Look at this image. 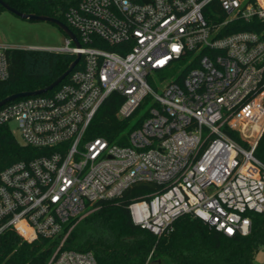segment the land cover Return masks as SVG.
<instances>
[{
	"label": "built area",
	"instance_id": "built-area-1",
	"mask_svg": "<svg viewBox=\"0 0 264 264\" xmlns=\"http://www.w3.org/2000/svg\"><path fill=\"white\" fill-rule=\"evenodd\" d=\"M65 18L80 45L65 34L46 49L80 54L73 71L47 93L0 107V124L14 123L37 150L0 170V253L13 232L20 244L49 240L47 264H98L93 252L69 247L75 225L137 182L160 187L128 205L132 222L154 235L184 214L228 237L249 235L251 214L264 213L255 154L264 133V3L78 0ZM13 48L22 47L0 43V80ZM113 93L123 97L116 117L126 128L114 141L87 138Z\"/></svg>",
	"mask_w": 264,
	"mask_h": 264
},
{
	"label": "trees",
	"instance_id": "trees-1",
	"mask_svg": "<svg viewBox=\"0 0 264 264\" xmlns=\"http://www.w3.org/2000/svg\"><path fill=\"white\" fill-rule=\"evenodd\" d=\"M16 9L50 15L66 23V10L78 0H5ZM5 9L0 5V12ZM9 77L0 80V100L20 92L44 88L60 76L74 55L37 48H13L6 52ZM79 67V66H78ZM77 67V68H78ZM76 68V69H77ZM123 101L120 94H111L99 108L87 132V138L104 136L114 141L126 128L127 121L119 120L116 112ZM230 135L246 145L239 133ZM37 150L21 143L9 124H0V170L20 160L34 157ZM264 162V133L255 150ZM151 182H137L124 194L100 203V208L80 222L69 239V247L91 251L98 264H146L149 256L165 255L174 264H253L264 246V213L251 214L252 230L247 236L228 237L207 223L190 215L179 217L170 229L157 236L134 224L128 205L133 199L159 190ZM52 243L40 239L23 242L13 232L3 237L0 264H47Z\"/></svg>",
	"mask_w": 264,
	"mask_h": 264
},
{
	"label": "rangeland",
	"instance_id": "rangeland-1",
	"mask_svg": "<svg viewBox=\"0 0 264 264\" xmlns=\"http://www.w3.org/2000/svg\"><path fill=\"white\" fill-rule=\"evenodd\" d=\"M260 2L264 3V0H260ZM4 12L5 13H3L4 15L2 16V19L0 18V34L10 43L23 46L40 45V48L56 47L65 43V34L57 25L54 24V22L52 23L44 20L29 21L7 10ZM4 16L7 17L4 18ZM66 24H68L67 21ZM151 84L155 87L154 82H151ZM149 106H151L150 102H148L144 108L140 110L138 116L132 119L130 126L137 122ZM10 125L15 127L14 123H11ZM16 136L19 138L18 134H16ZM82 220L80 219L75 226L82 222ZM146 264L174 263L169 257L161 255L152 257ZM253 264H264V246L260 247Z\"/></svg>",
	"mask_w": 264,
	"mask_h": 264
},
{
	"label": "water",
	"instance_id": "water-1",
	"mask_svg": "<svg viewBox=\"0 0 264 264\" xmlns=\"http://www.w3.org/2000/svg\"><path fill=\"white\" fill-rule=\"evenodd\" d=\"M0 5L7 11L20 16L23 19H27L29 21H40V20H44V21H49V22H54L55 25H57L64 34H66L67 36H69L73 42L76 45H80L76 35L74 34V32L72 31V29H70V27L63 21H61L59 18L54 17V16H50V15H41V14H36V13H27V12H22L18 9H16L15 7L11 6L9 3H7L5 0H0ZM37 49H46V48H37ZM81 58V55L78 54L76 56V58L70 63V66L67 68V70H65L60 76H58L54 81H52L49 86H46L44 88H40V89H36V90H29V91H20V92H16V93H12L6 97H4L3 99L0 100V107L4 106L5 104L12 102L16 99L22 98V97H26V96H32V95H38V94H43V93H47L48 91H51L53 88H55L56 86H58L75 68V66L77 65V63L79 62Z\"/></svg>",
	"mask_w": 264,
	"mask_h": 264
},
{
	"label": "crops",
	"instance_id": "crops-1",
	"mask_svg": "<svg viewBox=\"0 0 264 264\" xmlns=\"http://www.w3.org/2000/svg\"><path fill=\"white\" fill-rule=\"evenodd\" d=\"M3 13H5L4 11L0 12V18L2 19V16L4 15ZM7 16H4V18H6ZM0 43H6V44H10L12 46H18V47H22V48H40V45H30V46H23V45H17L15 43H10L9 41L5 40L2 35L0 34ZM46 48V47H43Z\"/></svg>",
	"mask_w": 264,
	"mask_h": 264
},
{
	"label": "snow or ice",
	"instance_id": "snow-or-ice-1",
	"mask_svg": "<svg viewBox=\"0 0 264 264\" xmlns=\"http://www.w3.org/2000/svg\"><path fill=\"white\" fill-rule=\"evenodd\" d=\"M229 231H231V230H229Z\"/></svg>",
	"mask_w": 264,
	"mask_h": 264
}]
</instances>
